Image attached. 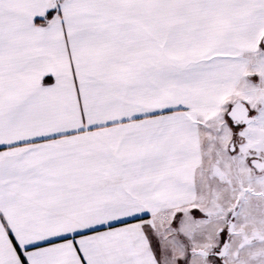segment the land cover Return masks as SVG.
I'll return each instance as SVG.
<instances>
[{"label": "snow or ice", "instance_id": "snow-or-ice-1", "mask_svg": "<svg viewBox=\"0 0 264 264\" xmlns=\"http://www.w3.org/2000/svg\"><path fill=\"white\" fill-rule=\"evenodd\" d=\"M0 264H264V0H0Z\"/></svg>", "mask_w": 264, "mask_h": 264}]
</instances>
